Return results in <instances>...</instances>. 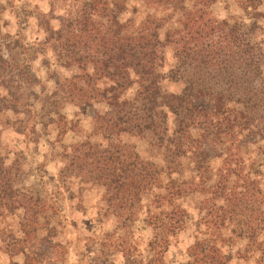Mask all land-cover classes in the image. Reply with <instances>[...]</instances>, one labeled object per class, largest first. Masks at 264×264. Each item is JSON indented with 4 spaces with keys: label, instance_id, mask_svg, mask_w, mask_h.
<instances>
[{
    "label": "rangeland",
    "instance_id": "1",
    "mask_svg": "<svg viewBox=\"0 0 264 264\" xmlns=\"http://www.w3.org/2000/svg\"><path fill=\"white\" fill-rule=\"evenodd\" d=\"M186 2L190 6L193 0ZM195 2L194 10L245 24L246 37L264 56V16L255 15L264 12L262 2L254 10L248 0ZM179 13L157 0H0L1 49L14 52L33 74L31 84L21 81L18 91L29 111H9L8 120L0 124V172L8 170L4 179L14 190L0 195V264H24L25 255L31 258L26 264H214L209 256L194 259L195 249H200L192 247L196 241L201 242L199 256L217 248L219 264H264V127L258 134L242 135L246 142L240 140L233 148L239 158L232 163L235 173L227 185L234 190L226 198L189 192L177 201L185 210L180 213L184 225L173 234L157 226L159 216L166 218L170 209L165 202L156 207L152 194L145 192L131 208H118L96 178L91 153L109 147L95 129V117L112 110L105 101L76 103L69 94L66 79L79 68L57 56L63 50L59 40L82 26L94 25L106 33L110 23L113 29L125 24L128 33L147 15L166 17L159 29L163 36L179 26ZM253 20L256 26L250 30ZM155 52L163 56V69H169L171 47L158 46ZM161 84L170 91L183 86L178 79L164 78ZM131 93L132 87L125 95ZM258 120L264 125V114ZM169 125L179 128L172 116ZM121 139L141 158L156 159L143 136ZM83 140L90 143L78 147ZM190 144L208 149L213 171L222 166L223 156H215L218 146L213 140L202 141L192 130ZM72 156L78 157L74 165ZM38 202L41 209L35 218L25 204ZM150 215L155 226L148 222Z\"/></svg>",
    "mask_w": 264,
    "mask_h": 264
},
{
    "label": "trees",
    "instance_id": "2",
    "mask_svg": "<svg viewBox=\"0 0 264 264\" xmlns=\"http://www.w3.org/2000/svg\"><path fill=\"white\" fill-rule=\"evenodd\" d=\"M157 1L180 11L179 26L167 29L163 36L159 29L166 17L156 15H147L128 33L122 23L118 29L110 23L106 33L94 25L88 29L82 26L79 32L71 31L59 40L63 50L57 56L79 68L66 79L67 91L77 99L76 103L97 99L112 110L95 117V129L107 138L109 148L100 154L91 153L96 159L92 160L98 172L96 178L109 193L107 199L116 201L113 204L118 208H131L145 192H150L156 207L166 203L170 208L166 218L159 216L157 226L160 223L159 228L173 234L184 225L180 213L185 210L177 201L185 194L208 192L212 197L226 198L234 190L227 187L235 173L232 163L239 158L232 150L240 145L242 135L258 134L264 127L258 120L264 114V56L246 37L245 24L217 18L209 10H194L196 0L190 6L186 0ZM213 1L203 0L207 5ZM261 2L264 4V0H248L253 10ZM257 14L264 16L263 11ZM255 26L253 20L249 29ZM167 45L171 47L173 64L165 71L163 56L157 55L155 49ZM88 64L91 71L87 70ZM29 72L14 52L5 54L0 44V124L8 120L9 111H29L18 92L21 81H33ZM164 78L181 80L183 86L179 91L166 90L161 84ZM131 87V96H126ZM170 116L178 129L169 125ZM192 130L197 131L200 140L216 143L215 156H223L222 166L213 171L208 149L190 144ZM122 135L143 136L155 150L156 159L141 158L130 142L121 141ZM87 142L90 143L83 140L77 146ZM77 160L72 156V165ZM7 171L0 172V195L13 190L4 179ZM25 205L36 218L41 209L39 202ZM149 218L148 222L155 226L153 216ZM23 231L28 233L27 229ZM196 243L192 247L200 249L193 253L195 260L209 256L211 262L219 264L217 248L199 256L201 242ZM28 258L31 259L25 255L24 264Z\"/></svg>",
    "mask_w": 264,
    "mask_h": 264
}]
</instances>
